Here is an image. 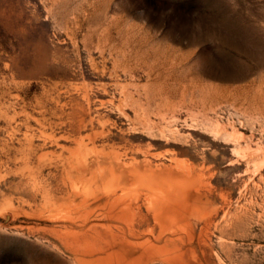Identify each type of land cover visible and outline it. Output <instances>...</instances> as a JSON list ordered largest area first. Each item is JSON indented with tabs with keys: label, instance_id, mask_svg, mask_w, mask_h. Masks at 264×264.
Segmentation results:
<instances>
[{
	"label": "rangeland",
	"instance_id": "374dc122",
	"mask_svg": "<svg viewBox=\"0 0 264 264\" xmlns=\"http://www.w3.org/2000/svg\"><path fill=\"white\" fill-rule=\"evenodd\" d=\"M80 1L0 0V264H79L40 185L96 129L204 173L197 264H264V0Z\"/></svg>",
	"mask_w": 264,
	"mask_h": 264
},
{
	"label": "bare ground",
	"instance_id": "6f19581e",
	"mask_svg": "<svg viewBox=\"0 0 264 264\" xmlns=\"http://www.w3.org/2000/svg\"><path fill=\"white\" fill-rule=\"evenodd\" d=\"M137 123L143 126L141 120ZM218 126L210 128L216 137L224 130ZM98 132L96 129L94 134L86 135L87 142L84 137L73 140L76 147L67 149V155H57L50 163L54 164L50 176L55 184L43 181L45 185H40L45 200L51 198L64 204L57 210L59 215L53 214L62 219L55 233L64 237L75 261L197 264L200 242L213 214H217L204 173L193 171L176 159H170L168 165L154 162L156 155L148 150L124 146L120 152L111 144L97 145L96 138L102 134ZM28 172L38 184L41 169ZM221 197L225 205L226 200ZM199 218L204 226L197 233L194 223Z\"/></svg>",
	"mask_w": 264,
	"mask_h": 264
}]
</instances>
